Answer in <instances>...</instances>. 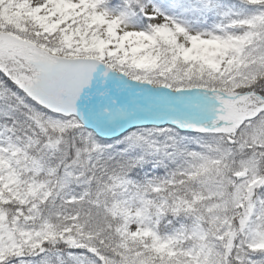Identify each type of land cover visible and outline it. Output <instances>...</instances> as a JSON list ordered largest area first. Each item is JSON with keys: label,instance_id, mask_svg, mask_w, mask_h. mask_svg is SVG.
<instances>
[{"label": "snow or ice", "instance_id": "snow-or-ice-1", "mask_svg": "<svg viewBox=\"0 0 264 264\" xmlns=\"http://www.w3.org/2000/svg\"><path fill=\"white\" fill-rule=\"evenodd\" d=\"M0 264H264V0H0Z\"/></svg>", "mask_w": 264, "mask_h": 264}]
</instances>
